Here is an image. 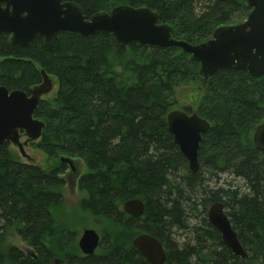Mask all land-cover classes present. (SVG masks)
<instances>
[{"label":"trees","instance_id":"obj_1","mask_svg":"<svg viewBox=\"0 0 264 264\" xmlns=\"http://www.w3.org/2000/svg\"><path fill=\"white\" fill-rule=\"evenodd\" d=\"M88 18L127 5L156 12L173 38L192 45L223 26L240 23L246 0H74ZM179 48L121 47L111 35L59 33L28 47L0 38V86L26 93L53 79L54 91L33 118L44 123L31 143L47 156L76 158L88 168L78 182L81 211L99 224L96 254L82 257L76 231L57 229L51 209L62 163L48 170L23 163L9 145L0 147V264H148L131 245L141 233L160 241L165 264H264V153L251 143L264 123V78L221 71L203 79L199 65ZM183 110L210 123L192 174L167 131L166 116L178 100ZM56 160V161H58ZM240 181L218 186L221 177ZM138 199L133 218L123 204ZM221 203L247 257L223 244L207 210ZM16 233L29 252L11 244ZM175 233L187 237L182 242Z\"/></svg>","mask_w":264,"mask_h":264},{"label":"water","instance_id":"obj_2","mask_svg":"<svg viewBox=\"0 0 264 264\" xmlns=\"http://www.w3.org/2000/svg\"><path fill=\"white\" fill-rule=\"evenodd\" d=\"M61 1L66 0H0V37L9 36L11 45L27 47L40 39L47 44L62 32L75 33L82 38L111 35L121 47L137 44L179 48L189 55L190 62L199 65L203 79L214 77L223 70L245 72L254 78L264 77V0H246L251 10L243 24L220 27L208 41L199 45L173 38L172 27L159 23L156 12L147 8L122 5L87 18L77 4ZM40 74L42 82L28 93L18 89L9 92L0 86V146L12 144L23 157H26L23 146L38 140L45 127L43 122L33 118V113L42 96L50 93L52 81L44 71ZM166 124L189 172L197 174L200 168L198 151L209 124L197 114L187 115L178 110L167 114ZM21 134L26 138L23 144L19 140ZM251 143L255 150L264 153V123L252 131ZM60 161L72 164L68 158L61 157ZM122 209L128 216L139 218L144 205L138 199H130ZM207 220L233 255L241 259L247 257L221 203H213L208 208ZM100 239L94 230H83L77 242L80 252L85 256L94 255ZM131 245L148 264H165V250L155 237L142 233Z\"/></svg>","mask_w":264,"mask_h":264},{"label":"rangeland","instance_id":"obj_3","mask_svg":"<svg viewBox=\"0 0 264 264\" xmlns=\"http://www.w3.org/2000/svg\"><path fill=\"white\" fill-rule=\"evenodd\" d=\"M53 81V79L51 78ZM55 84L53 81V88L51 93L54 91ZM50 93V94H51ZM186 99H180L178 100L177 104L171 107V111L178 110L182 111L183 108L181 106L186 105ZM24 139L21 140L23 142ZM13 151L18 155L19 160L21 162L25 163H33L35 165L40 166L44 170H48L52 165H55L56 162H59L60 157H55V156H47L45 153L42 151L35 149L30 146V143L25 147V153L28 157V159L23 158L20 154L19 151L16 147L11 146ZM58 160V161H56ZM82 174H87L88 173V168L81 162H79ZM72 179V177H71ZM73 180V185L71 186L65 179V182L63 183L60 188H57L56 190L61 193L62 196V204L60 207H57L55 209H51L52 213V218L53 221L55 222V227L57 229H63V228H69L71 231H76L78 233L77 240L83 230L85 229H92L95 232L98 233L99 224H97L94 220L90 219L87 215H85L80 208L81 200L83 199V193H81L75 185V180ZM232 185L235 186L236 188H240L243 190V184L240 181H233L230 177H221L218 186L223 185L222 183L225 182H231ZM187 236L184 235L183 233H175L174 234V239L182 242L183 239H185ZM76 240V243H77ZM8 245H16L20 247L22 250H26V246L21 242L19 237L16 235V233H10L7 238Z\"/></svg>","mask_w":264,"mask_h":264},{"label":"flooded vegetation","instance_id":"obj_4","mask_svg":"<svg viewBox=\"0 0 264 264\" xmlns=\"http://www.w3.org/2000/svg\"><path fill=\"white\" fill-rule=\"evenodd\" d=\"M64 2H73L74 3V0H66V1H61V3H64ZM120 6H122V5H120ZM127 6V5H126ZM245 22V20L244 21H242V22H240V23H237V24H233V25H227V26H223V27H229V26H237V25H241V24H243ZM1 38H5V39H7L8 40V36H6V35H4V36H2ZM42 40V39H41ZM43 41V40H42ZM205 43V42H204ZM202 44V43H201ZM199 45V44H198ZM29 46V45H28ZM27 46V47H28ZM223 71H226V70H223ZM221 72V71H220ZM226 72H240V71H226ZM219 73V72H218ZM217 73V74H218ZM243 73H245V72H243ZM216 74V75H217ZM247 74V73H246ZM248 75V74H247ZM249 76V75H248ZM249 77H251V76H249ZM212 78V77H211ZM252 78H254V77H252ZM262 78H264V77H262ZM258 79V78H257ZM181 108H182V106H181ZM184 113H186L184 110H182ZM194 112H192V113H190V114H187V115H191V114H193ZM194 114H196V113H194ZM198 116V115H197ZM203 119V118H202ZM203 120H205V119H203ZM208 124H209V128H210V123L207 121V120H205ZM208 131V130H207ZM206 131V132H207ZM205 134V133H204ZM203 134V135H204ZM203 135H202V137H203ZM24 141V140H23ZM201 142H202V139H201ZM201 144V143H200ZM199 150H200V148H199ZM198 154H199V151H198ZM71 160H72V164H69V163H67V162H63L62 163V166H61V172L59 173V175H57V179L59 180V181H61V186L63 185V183L65 182V179L68 181L69 180V184L72 186L73 185V180L72 179H74L75 180V185H77L78 186V182H79V179L84 175V174H82V171H81V168H80V165H79V160L78 159H76V158H70ZM199 162V161H198ZM200 165V164H199ZM71 177H72V179H71ZM78 188V187H77ZM97 251V250H96ZM96 251L94 252V254H96ZM80 255L82 256V257H89V256H85V255H83L81 252H80ZM93 256V255H92ZM54 264H64V261H61V260H58V259H56L55 261H54Z\"/></svg>","mask_w":264,"mask_h":264}]
</instances>
